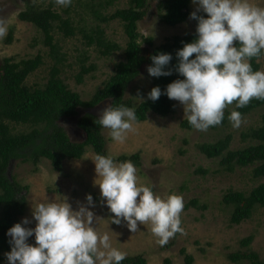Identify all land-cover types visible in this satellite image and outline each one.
Instances as JSON below:
<instances>
[{"label":"rangeland","instance_id":"obj_1","mask_svg":"<svg viewBox=\"0 0 264 264\" xmlns=\"http://www.w3.org/2000/svg\"><path fill=\"white\" fill-rule=\"evenodd\" d=\"M26 1L42 7L47 5V2L41 3V0H0V18L7 21V35L10 30L12 31V41L9 44L5 41L7 35L0 40V67L4 58L20 61L40 55L43 63L26 78L25 85L29 88H41L49 77L54 59L43 44L42 33L32 24L18 19V13L24 10ZM106 2L107 0H72L68 7L58 5L54 7L63 18L68 17L75 28V35L68 38L56 28L52 31L54 42L63 56L59 65L60 78L69 90L79 94L82 101L89 100L94 92L101 88L103 82L113 74L115 65L123 58L126 38L121 23L117 20L102 23L98 16H107L118 9L127 8L129 0H114L109 6ZM160 2L161 0H146L145 16L137 24L139 34L152 39V47L140 41L145 57L153 47L163 44L173 36L196 34V26L190 15L180 25L174 27L163 25L159 20L162 13L158 8ZM251 2L264 7V0ZM196 8L197 5L191 0L188 6L189 13L194 12ZM198 14L206 15L202 11ZM98 26L103 30L107 41L120 47L108 57L101 56L94 45L87 47L82 36L91 34ZM83 62L85 66H93L94 69L84 76L82 84H77L76 75ZM148 67V64L141 67L139 76L125 93V97L134 104L140 103L136 99L137 93L143 101L148 97V90L153 81V77L147 72ZM105 106H99L98 110ZM234 106L235 104L229 106L225 111ZM262 111L257 109L244 115V123L238 129H234L228 122L225 127L202 132L193 127L191 129L181 127V123L187 118L183 106L174 101L173 114L161 117L149 113L144 122L134 124L135 131L129 133L122 144L113 141L109 130L102 128L101 135L108 156L115 158L121 155H139L138 165L135 166L141 184L151 186L156 194L162 196L172 193L182 195L184 208L181 226L184 234L170 239L165 246H160L156 242L157 238L151 233L149 225H141L137 232L132 233L128 230L126 222L122 221L120 225L111 224L113 214L102 200L99 187L94 184L96 173L92 160L95 154L89 147L81 159L64 161L60 173L53 171L46 159L39 162L36 172H33L31 164H24L19 160L11 161L7 176L25 187L24 192H21L25 197V209L16 223L27 218L31 223L24 226L34 228L36 222L31 213L32 207L34 208L37 203L46 200L58 202L62 197H67L73 210H77L78 203L86 205L85 198L91 195L95 207H90L89 210L102 219L96 222L97 230L100 233L109 231L113 247L125 252L126 257H141L145 264H186L185 255L192 257L191 264H248L247 261L232 263L227 257L237 252L254 251L264 262V208L256 206L249 219L238 225H231L229 218L232 207L225 206L222 202L228 191L246 195L264 182V178L252 176V169L256 164L246 168L236 167L229 173L220 166V158L208 159L197 149V145L212 143L227 134L231 135L229 150L254 144L243 141L240 135L260 125ZM82 113V110H78V115ZM75 122V119H70L62 122V125L68 126L64 130L72 141H80L83 136L76 128ZM10 129L16 134L28 132L31 127L10 124ZM193 199H196L200 206H205V209L185 208ZM250 235L252 236L250 245L241 247L240 241ZM27 243L35 246V237H29ZM5 253L2 254L3 260L0 264H8Z\"/></svg>","mask_w":264,"mask_h":264},{"label":"trees","instance_id":"obj_2","mask_svg":"<svg viewBox=\"0 0 264 264\" xmlns=\"http://www.w3.org/2000/svg\"><path fill=\"white\" fill-rule=\"evenodd\" d=\"M114 0H107V6ZM191 0H161L159 10L162 12L159 20L163 25L174 27L187 20L190 13L188 6ZM47 2L45 7L35 5L26 1L24 10L18 13L21 22L32 24L43 35V44L49 49L54 64L49 71V77L41 88H29L25 85L26 78L37 70L43 63L42 57L36 55L33 58L14 61L12 58H4L0 67V263L2 254L11 249L7 235L8 229L16 224L18 218L25 209V197L21 193L25 187L21 186L14 178L7 176L8 166L11 161L19 160L24 164H31L33 172L42 159L50 162L55 172H62L63 163L66 160H79L84 155L87 147L91 148L95 155H105V142L101 135L102 126L97 123L98 117L87 113V109L111 104L113 107L123 105L133 108L136 112V123L144 122L149 113L166 117L174 112V101L162 94L156 101L148 98L143 103L134 104L125 97L129 85L139 76L140 69L144 64L152 66L151 56L157 54H170L172 60L164 71L171 70L169 76L153 77L148 93L153 87H159L165 93L168 84L175 80H183L175 70L179 63L176 52L186 43L197 39V34L184 36H173L157 47H153L150 53L143 56L140 41L152 47V39L142 37L138 32V22L146 13V0H129V6L125 9H118L110 15L98 16L100 22L108 23L117 20L121 23L126 38L123 49V58L113 70V74L103 82L101 88L97 89L91 98L82 101L79 94L68 89L60 78V68L63 56L54 42L52 31L58 30L65 38L75 35V28L71 20L63 18L54 7L55 0H41ZM207 18V15H200ZM197 27V21L193 20ZM86 46L94 45L98 53L103 57L110 56L120 49L119 45L106 40L103 30L98 26L91 34H83ZM6 43L12 41L10 30ZM192 58H195L194 56ZM86 60V58H85ZM84 60V62H85ZM80 65L76 75V83L82 84L84 76L90 74L94 67ZM254 71H264V52L258 58L251 60ZM257 109H262L260 125L250 128L241 133L243 141L254 142L244 148L229 150L231 135L227 134L212 143L197 145L198 151L208 159L220 158V166L226 172H233L238 168L256 166L252 169L254 178H264V100L253 99L246 107L236 108L235 106L225 111L224 119L219 126L210 127L216 130L225 127L228 115L232 110L239 111L244 115ZM78 110L83 113L78 115ZM75 119L76 128L83 139L72 141L61 127L62 122ZM13 125H29L30 131L13 134L10 129ZM182 128L191 129L192 126L187 120L181 123ZM116 162L131 161L138 165V154L121 155L113 158ZM202 172V171H201ZM225 206L232 207L229 218L231 225H238L250 218L253 209L258 206L264 208V182L257 185L246 195L241 192L228 191L222 199ZM193 207L205 209L200 206L196 199L191 200L185 208ZM179 235L177 233L175 237ZM174 237V238H175ZM252 236L240 241L241 247H248ZM184 253V251H182ZM232 263L247 261L248 264H264L258 254L254 251L237 252L228 255ZM186 264L192 263V257L185 255ZM121 264H145L141 257H126Z\"/></svg>","mask_w":264,"mask_h":264},{"label":"clouds","instance_id":"obj_3","mask_svg":"<svg viewBox=\"0 0 264 264\" xmlns=\"http://www.w3.org/2000/svg\"><path fill=\"white\" fill-rule=\"evenodd\" d=\"M55 3L68 7L72 0ZM192 3L197 5L190 14V19L198 22L197 39L176 52L179 63L175 70L184 79L168 84L165 93L153 87L147 98L156 101L166 94L168 99L178 101L188 123L204 132L221 124L229 106L243 108L253 99L264 100V71H254L251 64L253 58L264 52V7L251 0H192ZM201 11L207 18L197 15ZM7 30V21L0 18V40ZM150 59L149 76L172 74L171 70L164 71L172 60L170 54L161 53ZM136 99L143 103L139 93ZM228 120L234 129L244 123L242 114L236 110L230 112ZM136 121L135 109L109 104L101 110L97 123L109 130L113 141L122 144L135 131ZM92 162L96 173L94 184L114 217L111 224L126 222L132 233L141 225H149L160 246H165L177 233L184 234L182 195L156 194L151 186L139 182L131 161L116 162L112 156L97 154ZM85 199L86 205L78 203L77 210H73L67 197L32 207L34 228L24 226L31 223L25 218L8 229L7 235L11 237V250L5 253L8 264H121L126 253L113 247L109 231L97 230L96 222L102 219L89 210L95 207L93 197L87 195ZM32 236L35 246L27 243Z\"/></svg>","mask_w":264,"mask_h":264},{"label":"water","instance_id":"obj_4","mask_svg":"<svg viewBox=\"0 0 264 264\" xmlns=\"http://www.w3.org/2000/svg\"><path fill=\"white\" fill-rule=\"evenodd\" d=\"M99 111H101V109L98 110V107L86 110L87 113H90V114H92V115H94V116H96L98 118H99V114H100Z\"/></svg>","mask_w":264,"mask_h":264}]
</instances>
